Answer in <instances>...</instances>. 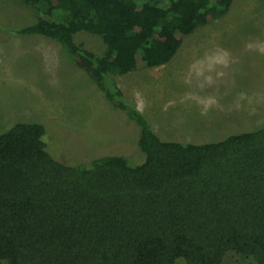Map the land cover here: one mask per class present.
<instances>
[{"label": "trees", "instance_id": "trees-1", "mask_svg": "<svg viewBox=\"0 0 264 264\" xmlns=\"http://www.w3.org/2000/svg\"><path fill=\"white\" fill-rule=\"evenodd\" d=\"M18 34L57 42L140 129L145 160L56 159L41 123L0 134V264H264V125L202 144L165 141L115 76L169 63L233 0H18ZM99 35L98 55L75 41Z\"/></svg>", "mask_w": 264, "mask_h": 264}, {"label": "rangeland", "instance_id": "rangeland-1", "mask_svg": "<svg viewBox=\"0 0 264 264\" xmlns=\"http://www.w3.org/2000/svg\"><path fill=\"white\" fill-rule=\"evenodd\" d=\"M37 11L0 0V134L41 123L48 151L69 165L108 156L145 160L139 126L115 108L52 39L18 34ZM75 41L98 55L99 35ZM125 98L165 141L202 144L264 125V0H233L228 13L186 37L166 65L115 76ZM223 264H252L228 255Z\"/></svg>", "mask_w": 264, "mask_h": 264}]
</instances>
